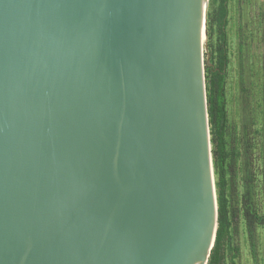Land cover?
Masks as SVG:
<instances>
[{
    "label": "water",
    "instance_id": "95a60500",
    "mask_svg": "<svg viewBox=\"0 0 264 264\" xmlns=\"http://www.w3.org/2000/svg\"><path fill=\"white\" fill-rule=\"evenodd\" d=\"M208 13L0 0V264H208Z\"/></svg>",
    "mask_w": 264,
    "mask_h": 264
},
{
    "label": "flooded vegetation",
    "instance_id": "af4514ba",
    "mask_svg": "<svg viewBox=\"0 0 264 264\" xmlns=\"http://www.w3.org/2000/svg\"><path fill=\"white\" fill-rule=\"evenodd\" d=\"M214 0H209L210 6ZM221 1V0H220ZM225 9L227 11L226 19L227 23L225 26V30L223 32L222 37L225 40L226 47L228 49L227 55L228 59L225 65V70L222 71L224 75V91H225V100H224V118L222 124V132L225 140V152L227 153V170H228V178L230 180L229 189L233 191L235 184V168L236 161L240 157L244 155V167L248 174L250 175L249 181H254L255 176V162L254 156L252 154L255 146L256 137H261L260 139L263 142L264 146V58L260 60V56L262 52L258 50V47L254 46L256 42L262 43L264 40V0H225L224 1ZM219 7V6H218ZM259 9L255 13L258 15L256 18L255 15L249 16L247 10L244 9ZM239 12L245 16V21L247 26H253L252 33L249 36V43L243 44L239 43L238 48L235 53V58L232 59V53L230 48V27L229 24L232 23L234 18ZM244 21V23H245ZM235 22V20H234ZM243 23V24H244ZM255 26V27H254ZM229 29V31H228ZM208 33V29H207ZM217 37L215 45H212L216 50L220 44V36L217 31ZM214 37V34H213ZM212 37V39H213ZM208 39H210L208 35ZM210 39V40H212ZM254 41V42H253ZM251 42V43H250ZM256 45H258L256 43ZM208 47V45H207ZM211 47L206 52V62L209 63L210 66L216 69H220V67L215 65L218 63V56L216 53L215 63L209 62L212 50ZM213 49V48H212ZM260 54V56H259ZM210 55V56H209ZM235 72L237 80L232 83L231 73ZM231 76V77H230ZM232 88L234 89L235 94L231 96ZM236 89V90H235ZM240 114V117L237 116ZM239 122V123H238ZM241 122V126H240ZM240 126V127H239ZM218 131L216 132V134ZM212 137V136H211ZM213 148V145H212ZM262 155L264 156V152L262 150ZM264 177V172H263ZM228 180V182H229ZM256 181V180H255ZM250 184V183H249ZM252 185V184H251ZM245 195L249 197L252 202L250 191L252 190L251 186L248 188ZM245 197V198H246ZM245 201V200H244ZM255 203V202H254ZM256 215L260 218H264V216H260L257 209H255ZM243 215L245 217L248 231H251L249 228L247 217L243 210ZM238 219V212L236 218L232 219V224L230 227V233L226 237V247H231L232 252L230 250H226L224 256V262L228 264V257L231 254L235 256V249L232 243L231 230L234 221ZM256 220L255 223H264ZM234 260V258H231ZM231 260V261H232Z\"/></svg>",
    "mask_w": 264,
    "mask_h": 264
},
{
    "label": "rangeland",
    "instance_id": "374dc122",
    "mask_svg": "<svg viewBox=\"0 0 264 264\" xmlns=\"http://www.w3.org/2000/svg\"><path fill=\"white\" fill-rule=\"evenodd\" d=\"M218 4L215 5V8L211 9L212 15V26L214 30V37L212 40L207 39L205 41V45H208V50L211 47V43L215 45L216 37H217V9ZM248 11V15L251 16L252 14L258 17L255 13L259 9H244ZM209 11H210V2H209ZM264 14V9H263ZM235 20V22H234ZM232 23L229 24L230 27V48L232 53V59L235 57L236 50L238 48L239 43L247 44L249 43V36L252 33L253 26L248 27L245 21V16L242 15L241 12L236 15ZM245 21V23H244ZM244 23V24H243ZM255 27V26H254ZM229 31V29H228ZM254 42V41H253ZM262 43L256 42L254 46L258 47V50L262 52L260 56V60L264 58V40L261 41ZM251 43V42H250ZM232 76V83L237 80L235 72L231 73ZM230 76V77H231ZM264 84V83H263ZM264 87V86H263ZM236 90V89H235ZM235 94L234 89L232 88L231 96ZM240 117V114H237ZM239 123V122H238ZM241 126V122H240ZM239 126V127H240ZM261 137H256L255 140V148L252 152L254 156L255 162V176L254 181H249L250 175H248V181L246 174V168L244 167V155L236 161V168H235V184L234 189L231 191L229 189L230 180L227 177V194L230 197L231 206L235 208L238 212V219H236L233 223L232 230H231V237H232V245L235 249L234 253L235 256L231 254L228 257V264H264V223H255L252 226L251 231H248L247 223L245 217L243 215L244 210V200H245V193L247 187L251 186L252 190L250 191L252 199L255 202V207L260 216H264V156L262 155V150L264 152V146L262 145L263 142L260 139ZM215 180L217 181V176L215 174ZM229 180V182H228ZM256 180V181H255ZM250 183V184H249ZM252 184V185H251ZM231 195V196H230ZM231 258H234L232 260ZM232 260V261H231Z\"/></svg>",
    "mask_w": 264,
    "mask_h": 264
},
{
    "label": "trees",
    "instance_id": "16d2710c",
    "mask_svg": "<svg viewBox=\"0 0 264 264\" xmlns=\"http://www.w3.org/2000/svg\"><path fill=\"white\" fill-rule=\"evenodd\" d=\"M225 0H214L211 3L210 11L208 13V35L212 39L214 30L212 26V15L211 9L215 8V5L218 4L217 10V22L218 27L217 31L220 36V44L217 50L212 46L211 55L209 62L215 63V59L218 56V63L215 65L220 67L216 69L209 65L206 62V83H207V98H208V111L210 117V128H211V138L213 145V161L215 174L217 176L216 186H217V195H218V229L215 246L212 250L208 264H226L224 262V256L226 250L232 252L231 247H226V237L230 233V227L232 224V219L236 218L237 210L231 206L230 197L227 194V153L225 152V140L222 132V124L224 118V100H225V91H224V75L222 73L225 70V65L228 59L227 55V43L222 37L227 23L226 14L227 11L224 5ZM212 45V43H211ZM213 48V49H212ZM217 52V56L216 53ZM218 133L216 134V132ZM229 179V178H228ZM231 196V195H230ZM255 203L250 200L249 197L245 198L244 201V213L247 217V222L249 228H252V224L258 220L263 222L264 218L258 217L255 211Z\"/></svg>",
    "mask_w": 264,
    "mask_h": 264
}]
</instances>
